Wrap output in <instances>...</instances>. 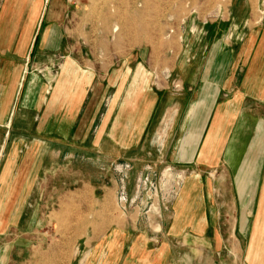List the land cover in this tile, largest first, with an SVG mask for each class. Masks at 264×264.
Instances as JSON below:
<instances>
[{
	"label": "rangeland",
	"instance_id": "rangeland-1",
	"mask_svg": "<svg viewBox=\"0 0 264 264\" xmlns=\"http://www.w3.org/2000/svg\"><path fill=\"white\" fill-rule=\"evenodd\" d=\"M251 7L262 23L264 0H73L64 23L68 53L37 69L51 99L63 83L62 99L52 109L58 119L47 126L42 115L16 117L0 157V188L9 182L0 195V264H178L184 254L211 251L196 244L184 225L193 209H209L214 199L222 207L217 229L226 239L224 251L238 248L227 241L241 213L239 188L246 191L264 177L263 160L244 163L258 155L251 150L256 123L264 125V98L245 102L249 117L247 130L236 134L239 148H226L229 132L217 137V160L195 162L207 130L187 152V162L177 160L173 146L190 133L176 131L177 112L197 97L213 44L240 49ZM167 48L170 69L163 77L153 58L160 61ZM97 60L101 68L94 66ZM64 69L74 81H64ZM235 74L234 90L241 87L236 79L242 71ZM146 77L148 84L137 83ZM230 97L221 88L216 103L226 105ZM200 109L206 117L212 103ZM167 113L176 114L174 126L165 121ZM34 139L43 143L41 175L22 195L18 181H7L2 172L14 146ZM197 175L206 198L196 199Z\"/></svg>",
	"mask_w": 264,
	"mask_h": 264
},
{
	"label": "crops",
	"instance_id": "crops-1",
	"mask_svg": "<svg viewBox=\"0 0 264 264\" xmlns=\"http://www.w3.org/2000/svg\"><path fill=\"white\" fill-rule=\"evenodd\" d=\"M72 2L73 0H0V157L4 155L5 148L9 146L11 134L15 131L16 117L42 115L44 117L42 125L46 121L47 126H52L51 121L58 119L57 109L55 111L52 109L57 106V100L59 102L62 99L59 93L63 91V83L61 82L56 88L57 98L55 95V99H51L50 93V97L47 96L48 90L44 93L43 78L37 69L43 65L52 66L57 61L58 55H62L64 51L68 53L67 47H64V42L68 38L67 27L65 28L64 23L68 20ZM251 14L245 19L247 29L242 34L240 49L235 50V53L227 47V43L217 44L216 41L213 44L211 60L204 72V81L197 97L195 94V97L186 101L181 114L177 112L179 117L176 131L179 134L186 130L190 132L186 134L187 136L184 134L179 136L177 143L173 146L179 162H187L185 159L189 156L187 152L191 147H196V143L201 139L205 130L208 133L202 147L200 146L199 159L197 161L195 159V162L207 163L208 160L212 162L214 159L212 154L217 153L218 146L215 145L217 137L220 136L221 139V136L226 135L227 132L229 135L226 148L235 149L241 146L236 139V134L247 130L245 121L246 116L249 117V115H246L245 102L250 98L256 100L264 98V19L262 23L261 18L256 20L257 13L254 7H251ZM185 47L187 48V45ZM168 49L161 51L163 56L160 61L153 58L155 66H159L158 71L163 77L170 69ZM71 61L76 64L73 59ZM96 63L97 65L94 66L101 68V60H97ZM237 71H242L240 80L236 79V83L241 84V87L234 90L235 72ZM86 72L92 73L89 70ZM69 74V70H63V76L66 78L64 81L73 80L68 77ZM145 79L143 81L139 79L137 83L148 84V78ZM221 88L231 97L226 105L220 104L219 106L216 98ZM239 96L240 99H238ZM234 100L237 103H234ZM200 103L205 108L212 103L209 115H205L207 118L201 113ZM174 115L176 114H166L165 121L170 122V124L167 123L168 125H171L173 120L172 125L174 126L176 122V119L175 122L173 119ZM68 118V115H65L60 120L65 123ZM42 125H39L40 128ZM49 129L59 131L57 128ZM61 131L63 132L64 129ZM20 132L25 135L27 130L22 127ZM184 138L193 139V142L187 139L185 141ZM41 144L43 143L40 140L34 139L30 144L23 142L21 145H15L14 148L17 150L7 157L8 169L4 168L2 177H5L7 181H18L14 186L22 187L18 188L21 189L22 195L25 194L30 181L41 175L43 159ZM256 149H258V155L248 157L249 161H243L245 164L247 162L259 164L262 160L264 161V125L257 123L251 153ZM197 151L198 149L191 152L194 157ZM201 154L205 156L204 161L201 159ZM195 177L194 188L195 191L200 192L196 199L206 198V192H201L200 188L201 175ZM20 180L23 181L22 185L19 184ZM212 187L210 188L214 190ZM8 188L9 182H5L0 188V195L7 193ZM4 189H6L5 193ZM239 189H241L238 191L241 213L235 224L231 225L234 236L227 241L238 245V248L224 251L226 239L217 229L219 209L222 207L214 199V203H209V209H207L208 205L204 211L199 207L193 209V215L190 216L192 220L186 226L184 225L185 228L192 229L195 233L192 238L196 244L203 245L206 250L210 247L211 251H193L184 254L182 258L179 257L178 264H264V177L258 183L256 178L254 184L246 191ZM209 193L212 198L213 192ZM4 204V201L0 202V211L5 210ZM1 228L4 229L2 224ZM189 233L188 231L184 233L186 239L190 237ZM187 235L189 237H186Z\"/></svg>",
	"mask_w": 264,
	"mask_h": 264
}]
</instances>
